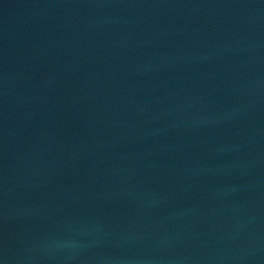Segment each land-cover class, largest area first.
<instances>
[{"label":"water","instance_id":"1","mask_svg":"<svg viewBox=\"0 0 264 264\" xmlns=\"http://www.w3.org/2000/svg\"><path fill=\"white\" fill-rule=\"evenodd\" d=\"M0 264H264V0H0Z\"/></svg>","mask_w":264,"mask_h":264}]
</instances>
